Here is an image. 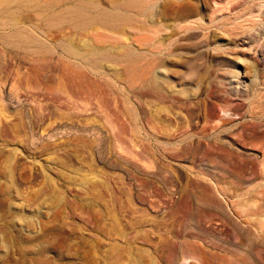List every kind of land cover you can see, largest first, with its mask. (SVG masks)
Wrapping results in <instances>:
<instances>
[{"label": "rangeland", "instance_id": "1", "mask_svg": "<svg viewBox=\"0 0 264 264\" xmlns=\"http://www.w3.org/2000/svg\"><path fill=\"white\" fill-rule=\"evenodd\" d=\"M157 1L46 29L99 63L17 48L0 15V264H264V0Z\"/></svg>", "mask_w": 264, "mask_h": 264}, {"label": "bare ground", "instance_id": "2", "mask_svg": "<svg viewBox=\"0 0 264 264\" xmlns=\"http://www.w3.org/2000/svg\"><path fill=\"white\" fill-rule=\"evenodd\" d=\"M28 1H30L27 2L30 3V8L37 10L38 13L37 23L27 26L21 25L16 15L17 11H24V9L22 7H12L13 3L20 4L24 2L23 0H8L4 8H0V15L11 17L1 27L9 31L7 32L8 36L15 47L23 48L27 52L36 54V56H43L44 54L51 56L56 47L61 50V56H69L83 63H99L101 59L115 60L118 58L114 55L115 53L112 49L98 47V45L94 44L93 39L88 37L77 41L73 36L65 33L61 39H57L58 37L47 39V37H44L46 29L66 25L77 33H84L95 23L102 24L105 27L121 28L133 20L134 17L149 18L153 16L156 13L155 8L158 4L157 0H106L109 7H103V0ZM67 3H72V5L66 6L65 4ZM181 4L184 6L186 3L181 2ZM134 54L135 51L128 48L124 55V60L130 63ZM137 57L145 61L139 70V80L145 83L148 81L150 68L155 65V60H147V56L144 54H138ZM220 99L225 101V98ZM227 110H225L226 115H234L232 112L228 113L229 111ZM256 134L258 133L256 132Z\"/></svg>", "mask_w": 264, "mask_h": 264}]
</instances>
